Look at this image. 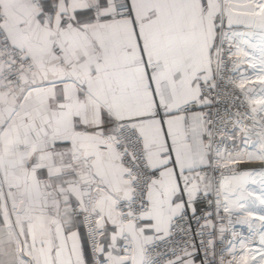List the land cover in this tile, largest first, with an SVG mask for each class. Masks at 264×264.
Returning <instances> with one entry per match:
<instances>
[{
  "label": "snow or ice",
  "instance_id": "6c2138e0",
  "mask_svg": "<svg viewBox=\"0 0 264 264\" xmlns=\"http://www.w3.org/2000/svg\"><path fill=\"white\" fill-rule=\"evenodd\" d=\"M0 264H264V0H0Z\"/></svg>",
  "mask_w": 264,
  "mask_h": 264
}]
</instances>
